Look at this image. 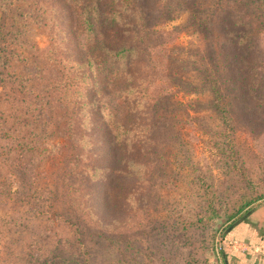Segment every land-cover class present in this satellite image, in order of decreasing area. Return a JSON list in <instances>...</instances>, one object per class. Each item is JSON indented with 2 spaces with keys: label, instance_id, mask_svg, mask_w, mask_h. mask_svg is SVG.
<instances>
[{
  "label": "rangeland",
  "instance_id": "374dc122",
  "mask_svg": "<svg viewBox=\"0 0 264 264\" xmlns=\"http://www.w3.org/2000/svg\"><path fill=\"white\" fill-rule=\"evenodd\" d=\"M83 1L87 0H0L4 69L0 75L4 80L0 85V264H56L53 249L79 252L78 237L97 247L94 231L79 225V218L95 224L105 214L101 198L109 186L107 175L105 170L90 169L103 167L112 151L106 128L116 125L121 112H116V94L123 87L118 78L130 67L131 72L136 70L137 58L112 60L91 47L98 38L87 34ZM156 2L164 15L153 20L156 33L151 35L147 58L151 68L145 65L142 75L137 70L135 74L154 79V71L169 76L168 70H178L199 89L185 93L166 76L158 77V85L178 90L176 98L186 112H180V122L173 125L178 138L159 143L156 134L157 150L160 154L172 149L180 160L164 166L166 184L159 180L155 200L133 207L137 219L123 229L140 224L133 237L141 246V264H198L196 259L202 256L219 264L214 246L232 248L220 239L218 228L236 205L264 191V107L249 115L237 110L242 106L228 89L229 76L237 79V73L226 68L236 62L230 61L232 43L221 20L229 11L247 19L243 38L250 37L256 49L243 59L264 83V0ZM129 4L132 7L133 1ZM191 11L197 21L215 17L216 26H209L207 37L191 24ZM206 74L220 90L216 97L211 84H203ZM261 94L264 99V89ZM145 136L139 128V139L145 142ZM199 174L215 188L202 196L197 192ZM80 184L89 189L96 184L92 201L101 214L86 208V198L74 193ZM80 201L83 204L78 206ZM71 203L83 214L73 213ZM214 209L219 218L212 221ZM184 220L196 222L194 230L188 225L191 230L185 236L170 227ZM145 251L151 257L146 259ZM102 262L100 257L93 264Z\"/></svg>",
  "mask_w": 264,
  "mask_h": 264
},
{
  "label": "trees",
  "instance_id": "16d2710c",
  "mask_svg": "<svg viewBox=\"0 0 264 264\" xmlns=\"http://www.w3.org/2000/svg\"><path fill=\"white\" fill-rule=\"evenodd\" d=\"M88 1H83L81 14L87 34L94 36L97 34L98 40L95 46L93 43L91 47L95 51H102L106 56L112 57V60L117 58L129 60L136 57V70L140 71L141 75L145 65L151 68L147 61L151 54L148 50V44L151 42V35L156 33L153 29L155 24L153 20L161 14L156 0H132V7L129 4L131 0H112L111 4L108 3L109 0ZM174 1L176 4L181 2V0ZM105 7L107 8L105 9ZM111 9L113 10L111 11ZM193 12L199 14L194 7ZM163 15L161 14L160 16ZM227 15L221 20V28L232 43V49L228 52L231 54L230 61H235L236 64L229 62L226 68L229 70L233 69L237 73V79L229 76V79L232 80H230L228 89L230 92L236 93H234L235 98L242 106V108L236 106L240 108L237 110L241 111L242 109L244 110L242 114L249 115L259 111L262 106L264 107V99L261 94L264 89V83L257 78L259 73L255 72L256 69H252L251 65L246 66V60L243 59L244 56L246 59L250 58V55L256 49V45L250 37L243 38L242 31L249 27L247 19L236 11H229ZM190 17L191 21H193L191 24L203 30L206 37L208 36L209 26H211L210 29L216 26L215 17L210 21H205L204 19L197 21L192 15V11L190 12ZM100 43L102 47H100ZM213 46V44L208 45L209 49H212ZM2 54L3 51L0 49V75H2V70L4 72L1 66L3 64ZM247 70L253 72L254 75L248 76ZM131 71L132 67L129 68L127 73L122 74L118 78L123 87L116 94L118 95L116 112L120 110L121 112L119 113V119L115 123L116 125L109 129L106 128L108 130L107 135L112 139V151L105 163H102L101 166L103 167L92 166V169H90L92 173H96L98 170H105L107 175L106 183L109 186L103 198H101L102 203L106 204L105 214L102 213L101 218L96 216L100 219L95 224L92 223L93 221L90 223L84 218H79V225L94 231L97 247L92 248L86 244L84 239L78 237L76 245L80 247L78 249L79 252L70 251L65 253L59 248L53 249L54 258H58L56 264H93L100 257L103 258V264H126L127 261L132 262V264H141V246H138L137 241L133 237L134 232L136 230L138 232L140 224L137 223V226L126 230L123 229V226L136 221L137 216L132 215L133 212L131 213L133 207L142 205L144 201L148 203L150 199L152 201L155 200L157 195L154 191L155 187L158 186L157 182L159 180L166 184L165 177L167 175L165 170L167 167L164 166L180 160L172 149L168 151L167 148V151L158 153V137H156V134L160 136L159 143H168L167 139H173L175 136L178 138L177 134L173 135V125L180 122L179 113L182 111L186 112V110L183 108L185 104L176 98V92L178 90L185 93L195 92L199 89V86L186 78L184 76L185 72L181 75V73L177 72L178 70L174 72L168 70L167 73L171 74L169 75L170 77L164 72L154 71V79L139 77L138 74H135V71ZM159 76H166L168 80L173 81V87L178 90L175 91L173 89V91H170L164 84L158 85ZM208 76L206 74L203 84H211V89L215 90L213 95L216 97L220 90H217L215 81L208 80ZM3 81V78L0 77V85H3ZM253 81L254 83H252ZM139 128H142L146 133L145 142L138 137ZM0 129L2 128L0 127ZM1 133L3 131H0V141L3 135ZM1 163L2 161H0V167ZM159 163L160 165H158ZM100 164L98 163L99 166ZM88 178H91V175ZM196 180L200 186L197 189L200 196L204 195L203 191L215 189L212 183L205 184L203 174H199ZM145 185L147 187H143ZM91 189L80 184L75 188L74 193L81 198H86L84 200L86 208H89L94 213L100 212L101 214L99 205L92 201L96 184L95 188ZM88 191L90 193H87ZM88 198L89 204L87 202ZM263 202L264 191L257 197L245 200L238 206L236 205V208L228 213L226 222L218 228L220 239L230 240V233L234 232L236 224L244 223L247 220V214L253 212L255 207ZM82 204L83 202L80 201L78 206ZM210 206H212L211 203ZM78 208L81 209L80 207ZM78 208L71 203V211L73 213L79 214L81 212L83 214ZM200 218L205 217L202 216ZM217 218H219V212L215 211L210 220L214 221ZM229 222L232 223L227 225ZM181 223L182 225L180 226H177L178 224L175 222L171 223L170 227L179 229L175 233L180 232L183 236L187 235L189 230L196 229L194 228L196 222H187L186 220ZM188 225L192 226L191 229H189ZM80 227L78 228L80 229ZM243 233L252 235L251 231L246 228ZM211 237H213V233L205 240L210 242ZM214 249L219 258V264H232L233 261L238 264H249L245 254L235 253L227 247L219 246L218 248L217 244ZM143 256L147 259L151 257V252H146V254L143 252ZM38 260H40L39 257ZM196 260H198V264H210L203 256L201 258L197 257ZM188 262L190 261H175L170 264H188Z\"/></svg>",
  "mask_w": 264,
  "mask_h": 264
},
{
  "label": "crops",
  "instance_id": "0c3cea01",
  "mask_svg": "<svg viewBox=\"0 0 264 264\" xmlns=\"http://www.w3.org/2000/svg\"><path fill=\"white\" fill-rule=\"evenodd\" d=\"M245 228L250 230L252 235L243 233ZM233 231L230 233V240H224L231 244L228 246L235 253L245 254L249 264H264V204L248 215L244 223L236 224ZM236 243L238 247L234 246ZM232 264L238 263L233 261Z\"/></svg>",
  "mask_w": 264,
  "mask_h": 264
}]
</instances>
